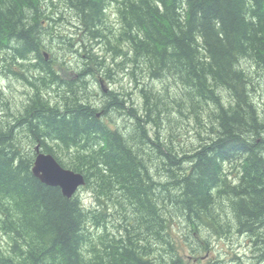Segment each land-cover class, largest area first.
Masks as SVG:
<instances>
[{"label": "trees", "instance_id": "16d2710c", "mask_svg": "<svg viewBox=\"0 0 264 264\" xmlns=\"http://www.w3.org/2000/svg\"><path fill=\"white\" fill-rule=\"evenodd\" d=\"M84 36L124 58L114 62L130 67L140 104L114 89L89 99L87 78L114 74L90 49L95 67L61 76L53 42ZM259 71L264 0H0V76L31 88L14 119L0 117V264H188L181 242L204 228L250 237L264 264ZM114 111L131 119L126 131ZM179 119L195 124L191 149L175 143ZM37 144L85 175L94 206L34 174Z\"/></svg>", "mask_w": 264, "mask_h": 264}, {"label": "rangeland", "instance_id": "374dc122", "mask_svg": "<svg viewBox=\"0 0 264 264\" xmlns=\"http://www.w3.org/2000/svg\"><path fill=\"white\" fill-rule=\"evenodd\" d=\"M50 3V2H49ZM110 19L114 20L117 24V18L114 5L109 8ZM64 19H68L71 22H76L75 13L71 10H63ZM60 16V15H59ZM57 16V18L59 17ZM64 20V21H65ZM67 23V22H66ZM58 31L62 34H70L78 36L80 30L75 25H60ZM74 45L69 46L63 43L53 42V53L58 57V61L55 63V68L60 72L64 78H76L78 71L82 66H94L92 63L88 64L90 59L87 57L88 52L86 49H90L92 53L99 56L100 59H105L106 63L113 68L114 74L111 79H107L104 75V71L95 70L94 75L87 78L89 92V99L94 102L100 97V102L106 90L114 89L118 91H129L131 97L136 100L137 104L141 103V99L136 92L133 82L130 76L127 74V67L125 70H120L114 61L120 63L124 58L113 57L115 54L111 51L110 47L100 41H90L86 36L75 37ZM48 54V53H47ZM48 57L50 55H47ZM18 64L13 65V68L18 69ZM95 67V66H94ZM30 72L28 75L37 74L30 66ZM261 76L262 87H260L259 93L256 95L259 108L264 111V71H259L258 75ZM256 75L255 79L259 80V76ZM0 89L5 92V97L8 100L4 111H0V116H5L9 121L14 119V113H18L19 108L22 107L23 102L26 101L28 93L31 88L23 83L20 79H17L13 74L0 76ZM110 119L113 120L112 125L118 126L123 131L127 130V126H130L132 121L130 118H126L125 115H119L116 111L111 112ZM180 123L176 128V136L174 138L175 143L180 146H184L186 149L193 148L192 144L197 145L198 139L196 131L194 130L195 124L191 120L179 119ZM168 129V128H167ZM22 136V133H20ZM26 139L27 138H23ZM179 143V144H178ZM81 195L85 205L94 206L96 200L94 194L89 189L80 188L78 191ZM5 235L0 236V240L4 241ZM184 240V239H182ZM206 246V248H204ZM181 252L188 264H255V255L251 245V238L244 235H233V238L220 237L213 234L211 230L204 228L203 235L194 233L188 238V241L181 242Z\"/></svg>", "mask_w": 264, "mask_h": 264}, {"label": "water", "instance_id": "95a60500", "mask_svg": "<svg viewBox=\"0 0 264 264\" xmlns=\"http://www.w3.org/2000/svg\"><path fill=\"white\" fill-rule=\"evenodd\" d=\"M35 151L33 172L46 184L59 186L67 197H73L86 184L83 173L64 167L53 154L43 152L40 144L36 145Z\"/></svg>", "mask_w": 264, "mask_h": 264}, {"label": "flooded vegetation", "instance_id": "af4514ba", "mask_svg": "<svg viewBox=\"0 0 264 264\" xmlns=\"http://www.w3.org/2000/svg\"><path fill=\"white\" fill-rule=\"evenodd\" d=\"M0 117H4V116H0ZM255 255V254H254Z\"/></svg>", "mask_w": 264, "mask_h": 264}]
</instances>
